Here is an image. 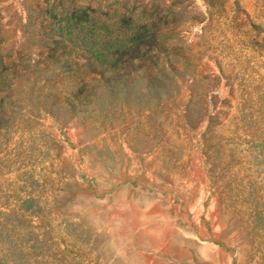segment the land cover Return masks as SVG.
Segmentation results:
<instances>
[{
  "label": "rangeland",
  "instance_id": "obj_1",
  "mask_svg": "<svg viewBox=\"0 0 264 264\" xmlns=\"http://www.w3.org/2000/svg\"><path fill=\"white\" fill-rule=\"evenodd\" d=\"M0 29L39 69L0 129V264H264V0H0ZM94 37L136 52L120 80L57 71Z\"/></svg>",
  "mask_w": 264,
  "mask_h": 264
},
{
  "label": "trees",
  "instance_id": "obj_2",
  "mask_svg": "<svg viewBox=\"0 0 264 264\" xmlns=\"http://www.w3.org/2000/svg\"><path fill=\"white\" fill-rule=\"evenodd\" d=\"M48 11L51 12V10ZM64 14L68 15L70 19L77 21L76 27L83 22H89L91 17L96 19L105 15L103 13L100 14V12L91 5L83 6L77 5V3L68 9L62 10L61 13H57L56 15ZM64 41L65 40L61 38L60 40H56L55 43L60 44ZM100 41L105 43V39L97 40V38L94 37L91 40V45L77 52L75 56H72L71 51H64L60 54L55 51L52 57L58 60L59 67L57 71L62 74H71V76L77 78L79 80L78 83L83 86L85 84L83 76H85L87 70H90L93 74H101L102 76L107 74L109 76V78H107L108 80H120L125 75L127 69L133 67L132 60L137 59V57H135L136 52L131 50L126 51L124 48L105 51L96 47L97 43ZM81 61H83V63H81ZM33 67L35 70L34 72L31 71V62L28 61L25 55L18 57V60L12 59V56L5 48V39L0 29V129H8L11 127V121L6 117V110L8 113H15L14 110L17 107V102H12L15 92V81L23 78V73L27 74L30 72L36 74L39 72L37 65ZM97 68H103V70L98 73Z\"/></svg>",
  "mask_w": 264,
  "mask_h": 264
}]
</instances>
